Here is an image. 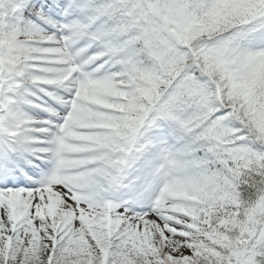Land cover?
Masks as SVG:
<instances>
[{"label":"snow or ice","instance_id":"6c2138e0","mask_svg":"<svg viewBox=\"0 0 264 264\" xmlns=\"http://www.w3.org/2000/svg\"><path fill=\"white\" fill-rule=\"evenodd\" d=\"M0 264H264V0H0Z\"/></svg>","mask_w":264,"mask_h":264}]
</instances>
